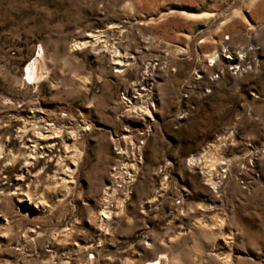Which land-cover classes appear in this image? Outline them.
I'll list each match as a JSON object with an SVG mask.
<instances>
[{"label": "rangeland", "instance_id": "rangeland-1", "mask_svg": "<svg viewBox=\"0 0 264 264\" xmlns=\"http://www.w3.org/2000/svg\"><path fill=\"white\" fill-rule=\"evenodd\" d=\"M162 254L264 264V0H0V264Z\"/></svg>", "mask_w": 264, "mask_h": 264}, {"label": "bare ground", "instance_id": "bare-ground-1", "mask_svg": "<svg viewBox=\"0 0 264 264\" xmlns=\"http://www.w3.org/2000/svg\"><path fill=\"white\" fill-rule=\"evenodd\" d=\"M35 64H36V59L33 61L32 65L29 66L30 72H29V70L27 71L28 72L27 76L29 77L30 80H36L37 79V78L35 79V76H36L35 73L36 72H34ZM104 217L108 218V214H105ZM167 258L168 257L165 254H162L159 259H157L155 261H151L148 264H161L162 262H166Z\"/></svg>", "mask_w": 264, "mask_h": 264}, {"label": "crops", "instance_id": "crops-1", "mask_svg": "<svg viewBox=\"0 0 264 264\" xmlns=\"http://www.w3.org/2000/svg\"><path fill=\"white\" fill-rule=\"evenodd\" d=\"M166 255V254H165ZM161 256V255H160ZM160 256L159 257H157L156 259H159L160 258ZM167 256V255H166ZM168 257V256H167ZM156 259H153V260H151V261H155ZM168 261H169V257H168ZM167 261V262H168ZM150 262V261H149Z\"/></svg>", "mask_w": 264, "mask_h": 264}, {"label": "built area", "instance_id": "built-area-1", "mask_svg": "<svg viewBox=\"0 0 264 264\" xmlns=\"http://www.w3.org/2000/svg\"><path fill=\"white\" fill-rule=\"evenodd\" d=\"M112 211V209H110V211L109 212H111Z\"/></svg>", "mask_w": 264, "mask_h": 264}]
</instances>
